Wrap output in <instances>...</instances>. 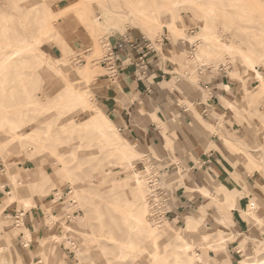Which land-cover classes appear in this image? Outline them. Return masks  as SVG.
Masks as SVG:
<instances>
[{"label": "rangeland", "instance_id": "rangeland-1", "mask_svg": "<svg viewBox=\"0 0 264 264\" xmlns=\"http://www.w3.org/2000/svg\"><path fill=\"white\" fill-rule=\"evenodd\" d=\"M138 11L159 16L160 37L137 15L128 18L119 14ZM174 17L183 32L174 34L168 28ZM200 24L206 27L207 39ZM127 33L147 38L162 54V60L173 67L174 76L167 79L171 82L160 100L161 108L157 99H147L154 110L141 113L159 128L154 140L147 136L142 141H132L122 126L108 116L101 99L104 90L119 85H114L112 71L102 64L111 49L107 44L111 45L113 36ZM216 37L229 51L219 47ZM204 43L209 46V55L195 61L196 45ZM243 49L264 75V0H0V157L6 166L0 189L12 184L14 197L9 201L11 196L6 194L0 205V252L10 253V235L17 238L25 234L23 222L16 228V220L6 208L15 204L18 210L27 211L39 200L42 217H49L48 223H54L53 233L57 235L56 241L43 246L49 229L44 232L38 252L42 264H216L211 252L223 251L236 239L232 213L203 193H186L190 197L203 196V205L207 204V210L213 209L214 213L210 216L207 212L201 227L193 228L188 227V216L182 222L165 218L169 222L162 226L170 232L176 230L174 242L167 243L168 238L150 222L145 178L150 170L163 171L169 187L184 188L181 182L187 175L192 179V173L188 167L182 170L178 165L182 133L189 136L194 134V128H200L203 134L220 137L226 148L224 155L237 161L239 178L258 172L257 187L264 192V94L257 88V75L243 61ZM66 57L70 59L67 64ZM87 64L95 71L90 81L79 76ZM225 75L241 86L237 96L223 99L234 117L230 119L219 111L206 116L199 105L208 103L210 92L205 87ZM66 86L91 92L89 104L110 118L116 138L100 136L84 110L64 98ZM136 99L137 96L133 101ZM165 107L170 108L176 122L166 118ZM159 110L170 131L169 142L150 114ZM181 111L189 115L187 121L180 116ZM214 117L218 118L217 125ZM235 123L243 126L247 135L239 134ZM226 140L235 141L238 148L229 149ZM127 142L137 145L141 154L134 169H128L109 152L117 143ZM127 176L129 180H122L120 188L110 189L112 182ZM137 177L142 181L141 192L133 189L132 181ZM205 180L211 190L221 184L208 176ZM202 184L194 181L193 189L198 190ZM27 199L34 204L30 202L25 207L23 200ZM253 202L257 210L246 217L249 231L244 240L253 238L245 248L247 254H254L264 241V236L257 235L264 232L263 219L257 213L264 199L256 197ZM144 209L148 222L145 229L148 233L155 230V239L161 243L159 261L147 254V235L132 228L134 217ZM223 215L227 226L222 229L224 240H219L218 218ZM44 218L40 226L46 225ZM203 234L211 235L210 245L203 242ZM183 240L193 245L191 256L177 248L184 244ZM260 251L264 258V251ZM200 253L204 260L197 262L196 254ZM243 257L242 254L238 260Z\"/></svg>", "mask_w": 264, "mask_h": 264}, {"label": "crops", "instance_id": "crops-1", "mask_svg": "<svg viewBox=\"0 0 264 264\" xmlns=\"http://www.w3.org/2000/svg\"><path fill=\"white\" fill-rule=\"evenodd\" d=\"M127 39L140 44L143 42V36L129 33L113 36L111 46L119 51L120 61L118 63V73L115 78H112V81L114 85L117 84V82L119 85L116 86L115 89L110 88L104 90L103 93L105 94L101 96V99L109 111L108 116L116 124L122 126V131L128 133L132 141H142L143 139H146L147 136L150 137L151 140H154V134H158L159 128L154 123L150 122L146 115L141 113L145 114L146 112L154 110V107L152 108L149 104L152 99H157L160 106L159 108H161L162 103L160 100L162 96H164L163 93L167 91V85L171 82L167 81V79L171 78L172 80V77L174 76L173 67L171 64L164 62L162 60V54L156 50L155 53H149L147 57V64L149 65L150 70L149 79L140 81L135 77V62L138 59V55L124 43ZM240 87L241 86L238 87V83L234 82V80H231L226 75L218 79V81L209 82L205 87L210 92L208 103H199L200 108L204 111V105L209 107L206 116H209L215 111H219L228 118H233L234 115H232V112L226 108L223 99L237 96ZM147 88L152 90L151 94L147 93ZM241 94L243 97V93ZM136 96L137 99L133 101V98ZM147 99L150 101H147ZM128 100L131 101L129 102ZM227 102L228 104L234 105V103L229 100H227ZM168 109L170 108L168 107ZM168 109L165 107L164 115L173 123L176 122L175 115L171 114V111ZM150 114L152 118L154 116L153 121L159 124L163 130L165 139L169 142L171 135L167 125L161 118V116L164 117L162 111H153ZM180 116L184 117L186 121L189 119V115L186 114L185 111H181ZM217 120L218 118L214 117L216 125ZM201 122L206 124L203 119H201ZM210 127L217 129L215 125H210ZM218 128L220 127L218 126ZM234 129H236L239 134L243 133L247 135V131L243 126L235 123ZM192 131L194 134L199 133L200 135L195 137L194 134L188 136L182 133L181 140L183 142L181 141L180 143L182 149L179 154V156H181V161L178 163L182 170H186L187 167L189 168L192 173V179L187 175V178L184 177V182H181L180 186H183L186 191H184V188H178V190H180L178 193L179 200L172 214V218L173 220H179L182 222L186 220L187 216L189 218L194 217L192 214L199 212L197 216L199 219H202V225V222H205V215L207 212L212 216L214 210H207V204L203 205L205 200L203 196L196 197L193 195V197H190L189 195H186V193H203L205 197H210L216 200V203H218L217 205L220 206V208L222 207L225 211L232 213L234 219L232 232L235 234L236 239L233 242H230L223 251L211 252V259L216 264H240L242 261L255 254H247L245 252L248 241L253 240V238L250 236L249 238L251 239L246 238V240H244V236L248 234L247 232L249 231V222L246 217L252 212V204L256 205L253 201L256 197L262 198V200L264 199V192H261L262 190L257 187L258 172L253 176L246 175V177L241 176L239 178L238 176H240V174L236 172V170H240L236 164L237 161L230 158V156L224 155V150L226 148L220 137L218 135L203 134V131H201L200 128H194ZM221 132H223V130ZM226 143L231 150L238 148L235 141L226 140ZM135 147H137V145ZM208 147L209 151L206 150ZM5 168L4 160L0 157V180L2 176L1 174L5 172ZM241 174L243 175V173ZM206 176L211 178L213 182L221 183L216 190L210 189L208 180L204 181ZM193 180L198 181L201 184L203 183V186L195 191V189H193ZM11 190L12 184H6L0 189V205L4 203L6 194L9 195ZM246 190L249 192L246 193ZM30 201L34 204L32 199ZM36 201L37 206L27 211L24 209L21 211L18 210V205L15 204H10L6 208V211H8L15 220L17 214H23L21 222L24 224L23 227L25 234L22 233L17 238L10 235V242L12 244L10 253L0 252V264H40L39 262L42 264V258L38 256V252L40 251L41 241L44 239V232L49 229L47 239L42 242L43 246L56 241L57 235L53 233L54 223H48L49 217H42L41 212L43 208L41 202L39 200ZM239 205L242 209L241 211L237 210ZM255 210H257L256 207ZM257 213L264 222V206L260 207ZM43 218L46 225L43 224L40 226V224L43 223ZM218 219V222L220 223L219 226L221 227L219 233L217 232L219 238L220 236H224L222 235V232L224 231L222 229H225L227 226V219L224 215L220 216ZM212 221L213 220L211 219V222ZM15 227H21V225L16 226L15 224ZM253 231L254 230L251 229L252 233H254ZM7 233L8 232H4L3 234ZM257 235L263 237L264 232H257ZM204 236L208 237V241L211 238V235L209 234H203L201 238L203 239ZM203 242L205 243V241ZM260 250H264V241L261 242L255 252ZM242 254L244 257L239 261L238 259L242 257ZM200 256L204 260V255L200 253Z\"/></svg>", "mask_w": 264, "mask_h": 264}, {"label": "bare ground", "instance_id": "bare-ground-1", "mask_svg": "<svg viewBox=\"0 0 264 264\" xmlns=\"http://www.w3.org/2000/svg\"><path fill=\"white\" fill-rule=\"evenodd\" d=\"M119 14L125 15L128 18H131L133 15H137L141 19L142 24H144L146 27H149L151 30H155V33H157V35H159V37H160V35L162 33V24L159 23V16L158 15L156 16L155 14H153V12H145V11L144 12L138 11V12H131V13L119 12ZM103 16L105 19L108 18L107 14H103ZM178 22H179L178 18L174 17L173 23L167 25L168 28L174 34L179 33V32H183V30L181 31V27L178 25ZM82 26H84V25H82ZM199 27L202 29L205 39H207L208 34L206 31L205 25L200 24ZM142 29H143V31L145 30L144 28H142ZM205 39H203V40H205ZM216 40L218 41L220 48H224V49H227V51H229L228 47L224 46L221 43V41H219L220 38L216 37ZM208 41H210V40H208ZM206 44L207 43H204L202 45H200V44L196 45L199 47H198V52L195 55V61H198L201 58H203L204 56L209 55V52L206 50V49H208L207 47H209V46L208 45L206 47L204 46ZM107 45L111 46L109 44V42ZM244 52H246L245 49H243L241 52V53H243V55H241L243 58V61L249 67V69L253 70L254 73L257 75V78H258L259 83H260L257 88L259 89L260 94H264V75H263V72H260L259 70H257V68L254 65L255 62H254L253 57L249 54H245ZM263 54H264V51H263ZM64 62L67 64L70 62V59H68V57H66ZM94 74H95V71H94L93 67L91 66V64H87L86 66L83 67L82 72H79V76H81V78H83V79H86L87 81H90L91 77L94 76ZM90 94H91V92L88 93L87 90L81 91V90L75 89L72 86H66L64 98L70 100L74 105H76L77 107H80V108H82V110H84V116H86V118L91 119L90 121L93 122L94 127L96 128V130L100 134V136H102L103 138L104 137L116 138L115 125H112V123H110L111 122L110 118L105 117L104 115H102V113L99 110L94 109V107H92L89 104ZM229 105L232 108L235 107L233 104H229ZM244 145H245V147H249V145L247 143H244ZM109 152H110V154H114V155L118 156L119 159L122 162H124L123 164L126 163V165L129 167L128 169H134L135 168L134 162L141 155L140 153L138 154V151L136 150L135 146L129 144L128 142L124 143V144L117 143V145L113 149H109ZM148 170H149V168L147 169L146 172H148ZM151 171L152 170H150L149 174H147V176L145 178V188H146V198H147V207H148L149 219H150V222L154 226L158 227L157 231L159 233L163 234L164 237L168 238L167 243L172 244L174 242V239H175L176 230L173 232H170L169 230L165 229V226H162L163 223L167 222V224H168L169 221H166V220H164L162 222L161 221H153L150 218L151 210H150V206H149V196H150L149 175L151 174ZM128 177L129 176L124 177L120 181L118 180V181L112 182L110 189L116 191L117 188H120L119 185H121V181L122 180L126 181V179H128ZM37 178H36L35 182L37 181ZM132 182H134L132 184L133 189L141 192V189H142L141 178L137 177ZM11 195H12V193L9 194V197ZM215 198H216V195H215ZM13 200H14V197L11 196L9 198V201H13ZM23 201H24L25 207H27V205H29L31 202L29 199L23 200ZM254 210H255V206L252 207V212ZM201 220L202 219H199L198 216L190 217L188 219V222H187L188 227H190V228L200 227L201 226ZM132 222H133L132 228L135 232H137L139 234L142 233V234L147 235L146 236V245L150 248V251L147 254L154 261L155 260L159 261L160 256H161V243L155 239V236H154L155 230H153V231L150 230V232L148 233L145 229V227H148V222L146 220V209H144V211H142L140 215L135 216ZM219 240H224V236H220ZM183 241H184V244L182 246H177V248L182 249L188 256H191V253L193 252V245L191 243L186 242L187 240L186 241L183 240ZM203 241H205L206 243H208V245H210L207 236L203 237ZM261 252L262 251H256L254 256H250L249 258L242 261L240 264H264V258L260 257ZM196 261L197 262L202 261L199 254H196Z\"/></svg>", "mask_w": 264, "mask_h": 264}, {"label": "built area", "instance_id": "built-area-1", "mask_svg": "<svg viewBox=\"0 0 264 264\" xmlns=\"http://www.w3.org/2000/svg\"><path fill=\"white\" fill-rule=\"evenodd\" d=\"M142 44L134 42L133 40H125L124 43L130 47L131 50L135 51L138 55V59L135 62V77L140 81L149 79V65L147 64V57L149 53H155L156 49L152 42L147 38L143 37ZM120 61V53L115 50L112 46L108 55L104 58L103 65L108 67L112 71V77L115 78L118 73V63ZM148 94L152 93L150 88L146 89ZM204 114H208V106L204 105ZM163 171L159 173H153L149 175V206L151 210L150 218L153 221H164L165 218L171 219L172 214L176 208L177 202L179 200L178 193L180 190L178 188H171L167 183V178L164 176ZM177 184L175 182L173 186ZM175 200V201H174ZM21 217L23 214L16 215V226L20 225ZM70 251V250H69ZM41 264V262H39Z\"/></svg>", "mask_w": 264, "mask_h": 264}]
</instances>
